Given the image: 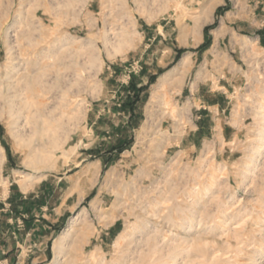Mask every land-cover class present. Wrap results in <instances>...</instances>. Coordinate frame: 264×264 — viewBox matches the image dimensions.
<instances>
[{"label": "rangeland", "instance_id": "1", "mask_svg": "<svg viewBox=\"0 0 264 264\" xmlns=\"http://www.w3.org/2000/svg\"><path fill=\"white\" fill-rule=\"evenodd\" d=\"M210 1L0 0V75L39 58L47 91L30 101L57 106L58 139L0 102V264H49L75 216L61 264H154L169 244V264H264V0ZM207 78L233 116L201 140L189 101ZM24 211L40 230L22 242Z\"/></svg>", "mask_w": 264, "mask_h": 264}, {"label": "bare ground", "instance_id": "2", "mask_svg": "<svg viewBox=\"0 0 264 264\" xmlns=\"http://www.w3.org/2000/svg\"><path fill=\"white\" fill-rule=\"evenodd\" d=\"M211 1L209 2L210 4ZM18 38H20V36ZM9 54L10 53H8V55ZM6 58L7 60L3 63L4 65L3 73L0 75V102L4 107V111L6 115L10 118V120L14 124L17 125V127L29 128L30 137H32L34 134H38L40 135V137L44 139L47 138L50 144L56 145L58 139L56 138L55 135H53L51 125L54 124V121L56 119L53 112L56 111L54 108H56L57 106L52 107L55 110L53 111V109H50L48 106L49 101L48 102L39 101L40 103H38V105L37 103L36 105L32 104L33 101H30L31 98L33 97L43 96V93L47 91V90L45 91V88L46 85L48 84L45 81L46 80L44 76L45 72H43L42 68L39 67L38 65L39 58L37 57L36 59H29L27 57V59H24L20 57L18 54L13 57L8 56ZM187 62H188L187 58H184L181 62V65L184 66V64H186ZM184 68L186 69L185 66ZM41 147L42 148L36 145L33 146L29 145L26 148L25 154L27 155V157H31L33 161L40 162L44 159L42 154L45 151L43 149L44 147L43 143L41 144ZM0 153H2V151ZM77 220H78V216L73 217L70 220L68 227L65 229V232L55 241L53 245L54 257L52 258L49 264H61L60 258L62 254V249L68 242V237L70 236L69 234L71 230L75 228L74 226L76 225ZM153 247H157L153 249H160L158 248V245L157 246L154 245ZM164 247L165 246H163V249ZM167 247L168 249H166V251L168 250V252L164 250L166 252V254L164 253L165 255L164 257H166L167 255V257H169L170 259H168V261L165 259L166 260L165 261L163 259L164 257H162L161 255L162 258L157 259V260L159 259L161 260V262L159 260L160 264H169V261H173L174 258L173 251H175L174 250L175 246L169 244V246ZM160 252L163 253V251L161 250ZM155 253H157V251ZM162 259L164 260V262L162 261ZM157 260L155 259L153 263L156 264L155 262ZM150 261L148 260L147 262Z\"/></svg>", "mask_w": 264, "mask_h": 264}, {"label": "crops", "instance_id": "3", "mask_svg": "<svg viewBox=\"0 0 264 264\" xmlns=\"http://www.w3.org/2000/svg\"><path fill=\"white\" fill-rule=\"evenodd\" d=\"M221 4V0H218L217 5ZM259 39L261 36H258ZM264 39V38H263ZM232 68V67H231ZM149 74H153V71L151 72L148 70ZM141 80V79H140ZM135 82L136 86L141 85L142 83H145V80L141 81H133ZM131 84H134V83ZM225 86L222 84H219V80L215 83L212 82L208 78L200 81L195 82L194 84V91L198 93L195 95L191 92L192 101L190 102V107L193 110V113L191 116L195 118V129L197 130V136L201 138V140H205L211 135L212 131L219 129L220 134L223 136L224 130L227 134H231L230 125H227V127L222 126L221 122H225V120H230V117L233 116V103L231 99H228V96L225 93ZM195 134H192L194 136ZM12 198V197H11ZM21 198V196H20ZM25 198V196H23ZM66 202V200H64ZM79 204V203H78ZM78 204L73 206L72 209L70 207L65 206L63 208V213L56 216L55 218H52L51 221H57L59 219H62L64 215H70L72 213V210L78 207ZM14 203L12 202V208H14ZM26 211V210H25ZM21 213L20 215L24 216L25 214ZM11 213V211H9ZM31 214V213H29ZM40 216L46 218L47 216L45 214H41ZM31 221L28 220V215L25 214L23 219H13L12 225L9 227L10 230H17L18 235L22 239V242L27 239V237L31 236V232H33L36 229H39V219L34 218L31 215ZM9 221H12L11 218ZM50 221V222H51ZM24 223V228H23ZM29 225H34L33 228H31ZM115 223H111L108 227V231H115ZM41 227H44L41 225ZM108 233V232H107ZM105 233V234H107ZM13 237L15 238L14 231L11 232ZM41 255V254H40ZM40 255L38 257H40ZM45 256V254H42ZM35 259V258H34ZM34 259L30 260V264L34 263Z\"/></svg>", "mask_w": 264, "mask_h": 264}, {"label": "trees", "instance_id": "4", "mask_svg": "<svg viewBox=\"0 0 264 264\" xmlns=\"http://www.w3.org/2000/svg\"><path fill=\"white\" fill-rule=\"evenodd\" d=\"M218 10H221V9L219 8V9H217V11H218ZM213 26H214V25H211V27H213ZM209 28H210V26H205V27H204V29H203V33H204L205 36L208 34V30H209ZM127 104H128V103H127ZM117 150L121 151L120 148L117 149Z\"/></svg>", "mask_w": 264, "mask_h": 264}]
</instances>
